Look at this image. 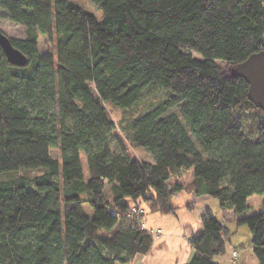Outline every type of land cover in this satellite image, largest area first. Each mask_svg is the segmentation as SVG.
I'll return each mask as SVG.
<instances>
[{"label":"trees","instance_id":"obj_1","mask_svg":"<svg viewBox=\"0 0 264 264\" xmlns=\"http://www.w3.org/2000/svg\"><path fill=\"white\" fill-rule=\"evenodd\" d=\"M99 6L101 18L71 0H0V17L25 29L10 39L28 59L13 65L0 46V264H131L153 245L133 208L174 213L186 191L238 217L264 193V112L232 73L264 51V0ZM210 6L221 18L225 65L191 52V18ZM151 39L162 42L147 47ZM156 92L161 100L134 112ZM108 104L130 115L116 122ZM119 131L152 159L137 158ZM201 221L192 264H217L228 229L210 208ZM247 225L264 252V201Z\"/></svg>","mask_w":264,"mask_h":264},{"label":"rangeland","instance_id":"obj_2","mask_svg":"<svg viewBox=\"0 0 264 264\" xmlns=\"http://www.w3.org/2000/svg\"><path fill=\"white\" fill-rule=\"evenodd\" d=\"M76 4L84 6L87 10L94 12L98 18L102 17V10L99 6L100 0H71ZM156 4H170L171 0H150ZM191 25L195 36V42L191 48L192 54L200 59L212 58L221 65H225V55L222 42L224 40L223 26L220 16L216 13L213 6L208 9L195 14L191 18ZM0 29L9 37H24L25 29L13 22H11L4 15L0 17ZM46 40L42 38L40 43V52H45L47 50ZM162 40L151 39L147 41V47H154L160 44ZM162 96L160 93H148L146 94L139 104L135 107L134 112L140 113L147 110L154 102L161 100ZM111 112L113 119L116 122L120 121V118L125 114L127 116L130 113H126L113 105H106ZM234 135L237 138H242L240 127H234L232 129ZM119 135L128 146V150L134 153L140 160H150L151 155L147 151L134 148L130 143L124 138L122 132H118ZM117 137L113 139L114 143ZM53 156L61 157L60 151L53 148L51 150ZM82 162L84 166V171L86 176L88 173V166L86 156L82 155ZM37 171L31 172L34 174ZM193 177V173L190 172L189 178ZM210 198L203 199L194 193H188L183 191L179 193L173 204L177 207L174 213L162 214L159 212L151 211L147 205L142 204L145 210L144 220L146 221V229L155 235V232L161 230L163 240H157L153 237L152 250L148 254L137 255L132 264H176L177 260L183 262L184 253L186 249L191 248L192 244L189 241L191 239V233H200L203 230V225L201 221V214L203 212L204 206L210 207L213 213L220 219H223V212L220 207V203L217 198L209 196ZM264 201V193L254 194L248 198L249 210L242 215L246 217L248 215L257 214L262 210V203ZM192 204V208L189 205ZM86 213L93 216V210L89 205H85ZM241 221V220H240ZM240 221H235L233 224L228 226L230 228L238 227L241 229L242 234L249 230L248 225L243 228L238 224ZM183 223L192 227L190 230L186 227L183 228ZM189 238V239H188ZM154 249V250H153Z\"/></svg>","mask_w":264,"mask_h":264},{"label":"crops","instance_id":"obj_3","mask_svg":"<svg viewBox=\"0 0 264 264\" xmlns=\"http://www.w3.org/2000/svg\"><path fill=\"white\" fill-rule=\"evenodd\" d=\"M199 197H201L203 199L210 198L208 195H203V196H199ZM189 207L192 208V204H190ZM207 208H210V207L204 206L203 212ZM203 212H202V214H203ZM248 216H246V217H242V216L234 217V215L231 212H228L226 215L223 214V219L221 221L226 226V228L228 229V236L226 238V252L224 254L218 255L214 258V261L217 264H260L261 259L264 256V252L262 251L261 248L255 246L253 244V234L251 233V231L247 230V231H245L244 234H242L240 228H238L236 226L233 228H230L228 226L229 222L231 225V224H233V222L241 220L238 224L243 228V226L245 227L247 225ZM182 226L185 229L187 227L190 230H193L192 227L187 225V224L183 223ZM193 232H195V231H193ZM201 232H203V230ZM161 235H162V233L160 235H157L156 232H155V235L152 234V236L153 237L155 236L157 238V240H163V237H160ZM233 251H238V253H239V257L237 260H235L233 257ZM195 254H196V250L193 246H191V248L186 249V251L184 253L183 262H180V260H177L176 264H192V260L195 256Z\"/></svg>","mask_w":264,"mask_h":264},{"label":"water","instance_id":"obj_4","mask_svg":"<svg viewBox=\"0 0 264 264\" xmlns=\"http://www.w3.org/2000/svg\"><path fill=\"white\" fill-rule=\"evenodd\" d=\"M0 46L9 63L25 66L27 57L14 47L11 39L0 29ZM235 76L243 77L249 84V99L264 112V51L252 54L247 60L232 68Z\"/></svg>","mask_w":264,"mask_h":264},{"label":"built area","instance_id":"obj_5","mask_svg":"<svg viewBox=\"0 0 264 264\" xmlns=\"http://www.w3.org/2000/svg\"><path fill=\"white\" fill-rule=\"evenodd\" d=\"M130 214H131L132 218L136 219L135 222L140 228H142V229L146 228V222L144 220L145 210L143 208L142 209L133 208V211ZM156 234L160 235L161 230H158L156 232ZM189 241L191 242L190 239H189ZM233 257L235 260L238 259V257H239L238 251H233Z\"/></svg>","mask_w":264,"mask_h":264}]
</instances>
